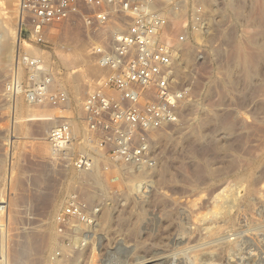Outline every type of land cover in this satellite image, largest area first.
I'll return each instance as SVG.
<instances>
[{
	"label": "rangeland",
	"instance_id": "1",
	"mask_svg": "<svg viewBox=\"0 0 264 264\" xmlns=\"http://www.w3.org/2000/svg\"><path fill=\"white\" fill-rule=\"evenodd\" d=\"M211 1L218 10L220 9L223 11V18L218 17V14L212 15V13H208L211 25V32L209 33L211 43H197L193 38V42H189L179 48L182 52H187L193 60L186 68L183 66L184 69L181 72L182 74H180L182 77L179 75V79L188 83V87L191 91L190 101L197 100L207 108L213 107L212 109L216 110L219 115L226 116L224 117V122L226 125H232L230 130L234 133H232V131L230 132V130L227 134L224 130L217 131L214 128L207 129L206 133H215L214 135L207 134L208 137L212 135L213 145L215 139L217 144L219 143L218 145L222 146L223 149L227 147V150L220 149L217 147L216 143L214 146L217 147V151H214L212 148L214 146L211 145V147L201 145L200 148V145L194 144L192 138V132L196 130L197 127L195 122L197 124V121L200 119V113L195 112L189 105H185L181 113L183 114L181 115L183 118L180 117L183 121L181 120L179 124L155 135L157 136L154 140L156 141L155 145H157L155 146L158 152L157 158H160L161 161L159 164H161L160 166H163L165 170L167 169L169 171L166 170V173H164L165 175L163 174L161 179L156 173L148 178H144V181L141 179V187L142 189L144 187V189H141V191L136 189L138 190L137 192H139V196L136 191L128 189L129 185L123 175L121 176L117 173H113L117 170V166L122 165H112L109 160L104 157L101 159L93 155L99 160L98 175H100L101 180V187L99 186L97 189L95 188V190H93L94 188L89 186V181L77 179L78 172L73 170L69 165L64 163H53V155L39 154L37 146L40 145L41 142H45L44 139H46L48 132L59 124V120L57 122L58 124L56 123L47 130L46 134L44 133L42 135L39 131L41 123L38 115L43 111L57 114V110L47 104L32 105L25 99L24 91L30 87V81L27 78V71L17 64V57L22 54L42 56L46 67L54 76L52 89H61L67 92L69 101L72 100L70 94L71 86L80 83L86 78L85 76L90 79L91 82L84 90L80 107H73L71 104L69 109H67L71 118H73V120L69 121L74 123L77 130L79 126L83 130L85 128L84 123H82L83 120L76 122V120H74V114H76V112L73 110L75 109L77 111L82 108L86 95L91 91L95 80L102 73V70L97 67L91 55L90 44L94 37L84 29L81 23L75 25L67 23L48 27L42 44L36 45L29 43L25 41L23 35L21 38L19 37L20 41L17 43L15 35L18 31L16 12L18 0H0V264H23L22 261L14 259L15 251L22 246L28 234L40 229V227L42 228L44 224L50 226L51 233H53L52 248H48L44 251L40 259L32 256L31 264H54L56 261L51 262L50 256L59 246V235L56 231L55 217L67 205L68 198L73 195H78L87 203L92 212L97 210L94 214L95 223L93 225L95 226L97 224V226L90 230L92 234L86 241L87 247L81 248L82 251L70 255L68 258L66 257L67 259H65L62 264H91V261L92 264H106V260L114 255L118 244L122 243V241L126 243V246H131L134 251L133 253L126 252L127 254H125L124 252L122 255H119L117 264H136L140 260L143 261V258L146 259V261L157 260L155 263L153 262L151 264H178L179 261H181L182 264H188L190 263L188 257H191L194 253L196 254V252L201 255L199 256V260L202 264L209 262H213L214 264H264V200L260 201L258 210L254 212H235L234 223L233 225H227V229H225L226 225L221 222H216L214 223L215 225L212 223L211 226H207V224L209 225L210 223L204 220L210 216V211L212 213L216 211L210 203L206 204V198L209 199L213 194L216 195L221 187H229V185L231 186L233 184V186H235L236 184V181H234L235 176L231 175L234 174L231 173L234 172V169L232 170L231 158L246 157L248 152L256 146L255 142L258 136L263 134L262 132H258V129L257 133L256 131L254 133L256 128L251 130L252 127L246 128L250 131L247 132V134L246 129H241V127L238 129L240 125L239 122L244 117L243 113H245V117L249 119L250 114H252V103L257 100L253 95L258 91V65L256 64L258 62L257 48L254 49L256 50L254 51L256 52L254 53V57L257 59H255L256 67L254 73L256 74L253 80L251 83H246L249 84V86H246V84L241 81V72L240 84L238 83V86H240L236 88V92L247 96L245 100L238 96L233 99L227 98L222 102L217 96L214 99V95V97L208 98L209 102H207V99L198 96L197 90L206 87L205 83L208 82V77V80L213 79L216 76L215 73L218 72L216 66L219 63L221 64V61H224V57L215 60L212 58L211 50L213 48H228V37L242 41V33L246 30L253 31L256 42H258V37L256 36L264 31H262V29H264V24L259 21L260 19H258V24L255 23V25H253L254 27L245 28L238 24L226 9L227 0ZM258 3V6H260L263 0H259ZM256 8L254 12H256ZM254 30L259 31V33L256 31V35ZM220 64L218 66H220ZM12 79H18L21 85V93L18 94L17 97L14 95L8 97L6 95V88ZM201 86H203V88ZM237 111L239 113L241 112L243 117L241 114L236 116ZM81 113L83 115L82 109ZM39 135L42 136L39 137ZM249 135L251 137H248ZM234 136H236L235 139L238 138V140H234ZM42 137H44V139L39 140L42 139ZM82 137L83 134L81 136L79 135L76 139L74 138L72 150L75 153H91V149L93 148L90 144L84 148ZM254 138L256 140H254ZM207 139L208 138H206L205 142L210 141ZM246 140L250 143L249 146ZM234 142L237 145H233ZM243 142L246 145L244 149L242 148L244 146ZM221 143H223L225 147H223ZM228 143L229 145L232 144L229 149ZM238 143L241 145L239 146ZM233 146L236 148H233ZM216 147L214 148L216 149ZM194 149H196V151ZM234 149H237V153L239 150L240 152L243 150L242 153L244 152L243 154L245 155L246 153V155L243 156L242 153H239V155H242V157H239ZM246 149H248V151ZM191 152L194 155L191 154ZM233 158L232 160H234ZM206 160L209 161L207 162ZM205 164L213 169L214 175H217H207L204 172V169H206ZM197 170L202 173H199ZM227 170L231 174L227 173L224 177V173L227 172ZM179 171H183L182 173L184 175H181L182 173ZM169 172H171V174H169ZM184 172L188 175L187 177H185L186 175ZM101 175L105 176L107 179ZM170 175L175 177L170 178L172 177ZM120 177L122 179H119ZM233 181L235 183H233ZM84 184H86L87 187ZM87 188V191H89V189L93 191L91 193L89 191L88 193L86 192ZM214 191L217 192L214 193ZM87 193L89 195H86ZM92 193L93 195H91ZM89 196H91V198ZM201 197L205 199H201ZM198 199L201 200L202 204H200V206L197 204V209L194 202H198ZM184 205L185 208H183ZM187 209L188 212L190 211V215L186 213ZM104 214L107 215V217L104 218ZM251 216H253V218H251ZM254 217L255 219L257 218V220H255ZM255 223L258 224V226ZM218 224H222L220 226H225V228H223L224 231L222 230V232L218 234V238L216 236L217 234L212 235L213 238H211V235L204 233L207 227L216 226ZM80 226L81 228L84 227L82 225ZM231 226H233V228ZM247 226H249V228ZM253 226H255L256 230ZM202 228H204L203 231H201ZM133 231H135L134 236L132 235ZM224 232L227 235L230 234V237L228 236L229 239L227 238L228 241L231 240L230 243H226V235ZM245 233L249 236L247 237ZM182 236L184 237L182 238ZM81 239L82 237L78 236L73 241H76L78 244ZM206 243L208 247L213 246L214 250L220 248L221 250L217 252L219 256L216 255L213 259L211 256L206 255V252L208 253V251H211L210 247L206 252H203L204 250L201 251L203 253L198 251V247H200V245L202 247ZM205 246L206 245H204V247ZM192 249H194V252ZM75 255H77L76 258ZM184 259L185 261H183ZM66 260L68 262H66Z\"/></svg>",
	"mask_w": 264,
	"mask_h": 264
},
{
	"label": "built area",
	"instance_id": "2",
	"mask_svg": "<svg viewBox=\"0 0 264 264\" xmlns=\"http://www.w3.org/2000/svg\"><path fill=\"white\" fill-rule=\"evenodd\" d=\"M184 4L188 10L178 21L166 15L167 8L177 11ZM16 12L19 36L29 43L42 44L48 27L67 23H81L94 37L91 55L102 73L82 104L93 153L72 150L75 139L65 116L68 97L63 90L52 89L54 76L43 57H17L30 81L25 99L57 110L59 124L45 139L53 163L90 172L98 152L112 164L154 168L155 135L176 125L191 99L188 83L175 75L174 61L179 48L193 42V34L209 29L199 0H18ZM110 25L115 30H109ZM6 91L8 97H17L18 79H12ZM95 212L78 195L68 198L55 217L59 246L51 253V262L62 257V249L72 255L87 247ZM78 236L82 239L77 244L73 240Z\"/></svg>",
	"mask_w": 264,
	"mask_h": 264
},
{
	"label": "bare ground",
	"instance_id": "3",
	"mask_svg": "<svg viewBox=\"0 0 264 264\" xmlns=\"http://www.w3.org/2000/svg\"><path fill=\"white\" fill-rule=\"evenodd\" d=\"M259 0H227L226 2V9L230 12V14L232 15V17L235 19V21L240 24L241 26H244L245 28H248V27H252L253 25H255V23H259L258 22V19H260L259 21H261L263 24H264V0H263V3L261 4L260 3V6L259 3H258ZM200 4L202 6L205 7V10L207 12V20H208V23H209V29L207 32H205V34H201V33H195L193 34V38H194V41L197 42V43H204V44H207V42H210V39H209V33L211 32V25H210V19H209V14L212 13V15L214 14H218V17H222L224 14H223V11L222 10H218L215 6H214V3H212L211 0H199ZM257 7V8H256ZM255 8L257 9L256 12H254ZM167 12H166V15H171L173 16V20L172 21H178L186 12H187V4H184L179 10L175 11L173 9H169L167 8L166 9ZM210 10V11H209ZM172 12V14H171ZM209 13V14H208ZM223 18V17H222ZM174 22V23H175ZM261 23V24H262ZM256 24V25H257ZM260 24V25H261ZM259 26V25H257ZM263 26V25H262ZM110 29L109 30H115V26L114 25H110L109 26ZM254 27V26H253ZM261 28V26H260ZM264 28V26H263ZM259 29V28H257ZM262 29V28H261ZM264 29H262L263 31ZM255 31V30H254ZM257 31V30H256ZM255 31V33H256ZM259 33V31H257ZM261 32V31H260ZM243 35V40L240 41V40H236L234 38H229V41L227 42V45H228V48L226 49H221V47H218V48H213L211 50V55H212V58L215 60L217 58H221V57H224V61H221V64L220 66H216L217 67V70L218 72L215 73V77L211 80H208L207 79V83L206 84V87L203 88V86H201L203 89H199L197 90L198 91V96L201 97V98H204V99H207V102L208 101V98H212L214 97V99L217 98L223 102V100L229 98V99H233L235 97H238L240 96L243 100H245V98H247L246 95H242L238 92H236V88L239 87L238 86V83H239V80L240 79V73L242 72V82H244L245 84L246 83H251V81L253 80V77L256 73L255 72V59H257L255 56L254 49L257 48L258 50V62L256 63L258 65V91L255 92L253 95L255 96V98L257 99L256 101L253 102L252 100V114H250L249 116V119L245 117V113H243V115L241 114V112L239 113L238 111L236 112V116H239L240 114L242 115L243 119L239 122L240 125L238 126V129L241 127V129H246L248 127H252L251 130H253L254 128H256V130H254V133L256 131L257 133V129H258V132H262L263 134H261L260 136H258L257 140L254 138V140H256L255 144L256 146L251 149L249 152H248V155H246V157H243V158H233L234 160H232L231 158V162H232V170L234 172H231V173H234V174H231L228 172H225L224 173V177L225 175H227V173L231 174V175H234L235 176V180L236 181V184L235 186L233 185H229V187H221V189H219L218 193H216L214 191V193H216V195H212L211 198L207 199L206 198V204L207 203H210L212 206H213V209L216 210V211H213V213L210 211V216L204 220H206L207 222H209L210 224L207 226H211L212 223H216V222H221L223 223L224 225H226V228L225 226H220L222 224H218L216 226H212V227H207L204 231L205 234L207 235H211V238L212 235H216L217 238H218V234L222 232V230L224 231L223 228L227 229V225H233L234 223V213L235 212H240V211H246V212H254L256 210H258V204H260V201L261 200H264V31L259 33L257 35L256 33V37H258V42H256V38H255V35H254V32L252 31H244L242 33ZM230 36V34H229ZM16 42L19 43L20 41V36H19V25H18V31L16 32ZM231 37V36H230ZM263 37V38H262ZM227 38V36H226ZM227 39V40H228ZM211 43V42H210ZM187 44V43H186ZM184 44V45H186ZM209 44V43H208ZM201 46V45H199ZM180 50L179 52H177L176 56H175V61H174V64H175V75L176 77L178 78L180 74H182V70L184 68H186L187 66H189L191 63H192V57L188 55L187 52H182ZM78 58V57H77ZM87 63V62H86ZM184 66V68H183ZM98 67V66H97ZM89 70V69H88ZM91 70V68H90ZM241 70V71H240ZM191 72V71H190ZM194 72V71H193ZM197 72V71H196ZM257 72V71H256ZM184 75V74H183ZM181 76V75H180ZM187 76V75H186ZM189 76V75H188ZM195 76V75H194ZM86 78H84L80 83H76L74 85L71 86L70 88V94L72 96V100L69 101V98H68V101H67V109H69V106H72L73 107H80L81 105V101H82V96H83V93H84V90L88 87V84H90V79L87 78V76H85ZM182 77V76H181ZM185 78V77H184ZM195 79V78H194ZM255 81V80H254ZM253 83V82H252ZM53 84V83H52ZM240 84V83H239ZM249 86V84H246V86ZM253 85V84H252ZM246 88V87H245ZM239 91V90H238ZM65 92V91H64ZM66 94H68L67 92H65ZM250 94V93H249ZM253 96V97H254ZM68 97V95H67ZM239 97V98H240ZM236 100V99H235ZM241 100V99H240ZM242 101V100H241ZM243 102V101H242ZM186 106H190L195 112H198L200 113V119L197 121V124L195 122V125H197L196 127V130H192V138H193V141H194V144L196 145H200V148H201V145L203 146H214L215 143L217 144L216 140L214 139V145H213V137L212 134L211 136H207L208 132L206 133V130L207 129H210V128H214L216 129L217 131L218 130H224L227 134L229 133L228 131L230 130V127H232V125H226L225 122H224V115H219L218 112L214 109H212L213 107H206V106H203L201 103H199V101L197 100H193V101H189L185 104ZM185 105L183 106V109L185 107ZM244 105V104H243ZM238 107V106H237ZM240 108V107H238ZM81 109L83 110V106L82 108H80L79 110H73L74 112H76L75 115V119L76 122H80L83 120V115L81 113ZM191 109V110H192ZM220 109V108H219ZM222 109V108H221ZM233 109V108H232ZM228 110V109H227ZM226 110V111H227ZM249 110V109H248ZM183 111V110H182ZM247 111V110H246ZM244 112V111H243ZM182 113V112H181ZM234 113V112H233ZM249 113V112H248ZM57 114H52V112H46V111H43L41 112L38 116L40 117V125L41 127H39V131H40V134H46L47 133V130H49L51 127H53L59 120V118L56 116ZM183 115V114H181ZM227 115V114H226ZM235 115V114H234ZM248 115V114H247ZM246 115V116H247ZM65 116L67 117L68 120H73V118H71L70 116V113L68 111L65 112ZM248 117V116H247ZM181 118H183L181 116ZM228 118V117H227ZM235 119V118H234ZM182 119L179 120V122L177 124H179L181 122ZM195 120V119H194ZM239 120V119H238ZM183 121V120H182ZM185 122V121H184ZM227 122V121H226ZM83 123V122H82ZM58 124V123H57ZM69 124H70V127H71V132H72V135H73V138H78V136L82 135L83 134V137H82V143L84 144V148L87 147L90 143V140H89V134L86 130V128H84L82 130V128L79 126L78 130H77V127L74 125L73 122L69 121ZM176 124V125H177ZM175 126V125H174ZM170 128V127H169ZM181 129V128H180ZM232 129V128H231ZM234 129V128H233ZM166 130V129H165ZM213 130V129H212ZM247 130V129H246ZM211 131V130H210ZM214 131V130H213ZM212 131V132H213ZM232 130H230L231 132ZM164 132V131H163ZM216 132V131H215ZM243 132V131H242ZM247 132H250V131H246V134ZM162 133V132H161ZM191 133V132H189ZM220 133V132H219ZM232 133H234L232 131ZM238 133V132H237ZM241 133V132H239ZM244 133V132H243ZM208 134V135H210ZM217 134V133H216ZM225 134V133H224ZM231 134V133H230ZM236 134V133H235ZM251 134V133H250ZM260 134V133H259ZM259 134H255V135H259ZM42 135H39L42 136ZM158 135V134H156ZM241 135V134H240ZM232 136V135H231ZM239 136V135H238ZM242 136V135H241ZM244 136V135H243ZM45 137V135H44ZM44 137H42V139H39V140H43ZM157 137V136H155ZM155 137H154V140H155ZM236 136H234V140H238V138L235 139ZM247 137V136H246ZM248 137H251L250 135ZM255 137V136H254ZM206 138H208L207 140H210L209 142H205L206 141ZM228 138V137H227ZM245 138V137H244ZM190 139V138H189ZM241 139V138H240ZM243 139V138H242ZM246 139V138H245ZM248 139V138H247ZM253 139V138H252ZM45 140V139H44ZM182 140V138H181ZM251 140V139H249ZM189 141V140H188ZM220 141V140H218ZM240 141V140H239ZM244 141V140H243ZM156 142V141H155ZM184 142V141H183ZM190 142V141H189ZM226 142V141H225ZM224 142V143H225ZM237 142V141H236ZM246 142L248 143V146H249V142L248 140H246ZM40 143V142H39ZM42 143H45V144H42ZM187 143V141H186ZM241 143V142H240ZM244 143V142H243ZM156 144V143H155ZM154 144V148H156ZM219 144V143H218ZM217 144V147H219L220 149H223L222 146L218 145ZM223 143H221L222 145ZM236 143L234 142L233 145H235ZM239 144V143H238ZM45 145V146H44ZM47 145V146H46ZM229 145V143H228ZM237 145V144H236ZM241 144H239L240 146ZM252 145V144H251ZM254 145V143H253ZM252 145V147H253ZM90 146L92 147V145L90 144ZM177 146V145H176ZM186 146V145H185ZM206 146V147H207ZM210 146V147H211ZM230 146H232V144L229 145L228 149L230 148ZM245 143H244V146L242 147L244 149L245 147ZM247 146V147H248ZM183 147V146H182ZM216 147V146H214ZM213 148L214 151H217V147L216 149ZM223 147H225V145L223 144ZM93 148V147H92ZM204 148V147H203ZM232 148V147H231ZM233 148H236L233 146ZM238 148V146H237ZM241 148V147H240ZM251 148V147H250ZM208 149V148H207ZM227 150V147L224 148L223 150ZM239 149V148H238ZM37 150L39 152L40 155H52V152H51V149L50 147L48 146L47 142H41L40 145L37 146ZM93 150V149H91ZM174 150V149H173ZM184 150V149H183ZM196 151V149H194ZM199 150V148H198ZM197 150V152H198ZM222 150V151H223ZM231 150V149H230ZM235 150V149H234ZM233 150V151H234ZM237 150V149H236ZM235 150V151H236ZM248 151V149H246ZM192 151V150H191ZM200 151V150H199ZM213 151V152H214ZM243 151V150H242ZM242 151L237 153V151L235 153H237L239 155V153L241 154ZM196 152V153H197ZM212 152V153H213ZM246 152V151H245ZM207 153V152H206ZM232 153V152H231ZM244 153V152H243ZM242 153V154H243ZM191 154H193L191 152ZM224 154V153H223ZM94 155L100 157L101 159H103L102 157L103 154L101 153H98V152H95ZM189 155V154H188ZM194 155V154H193ZM192 155V156H193ZM196 155V154H195ZM203 155V154H202ZM243 154V156H245ZM234 156V155H233ZM242 157V155H239V157ZM53 157V156H52ZM187 157V156H186ZM235 157V156H234ZM54 158V157H53ZM192 158V157H191ZM196 158V156H195ZM207 159V158H206ZM230 159V157H229ZM205 160V159H204ZM98 158L93 156V168L91 169L90 172H80L78 173V178L77 179H84V180H87L90 182L89 186H92V188H94L93 190H95V188L97 189V187H101V183H100V175H98L99 173V162H98ZM207 161V160H206ZM209 161V160H208ZM207 161V162H208ZM227 161H230V160H227ZM110 162V161H109ZM196 162V161H195ZM229 162V163H231ZM111 163V162H110ZM160 161V158L156 160V165L154 168L152 169H145V168H136V167H133V166H129V165H122V166H117V170L113 173H117L118 175H123L127 180V183H128V189L130 190H134V191H141L142 189V185L140 183V180L143 179L144 181V178H148L150 177L151 175L153 174H157L159 175L158 177L161 179L163 177V174L166 173V170L164 169V167L160 166L161 164ZM184 163V162H183ZM112 164V163H111ZM164 164V163H163ZM182 164V163H181ZM207 164V163H206ZM205 164V167L206 169H204V172L207 174V175H210V176H215L217 174L214 175V171L213 169L210 167V166H207ZM112 165H117V164H112ZM198 165V164H197ZM210 165V164H209ZM228 165V164H226ZM166 166V165H165ZM182 166V165H181ZM212 166V164H211ZM167 167V166H166ZM180 167V166H179ZM178 167V168H179ZM226 167V166H225ZM204 168V167H203ZM224 168V167H223ZM230 168V167H228ZM201 169H202V166H201ZM219 169V168H218ZM227 169V168H226ZM220 170V169H219ZM231 170V171H232ZM169 171V170H167ZM176 171V170H175ZM198 171V170H197ZM216 171V170H215ZM180 172V171H179ZM183 171H181L180 173H182ZM188 172V171H187ZM195 172V171H194ZM199 172V171H198ZM196 172V173H198ZM201 172V171H200ZM199 172V173H200ZM218 172V171H217ZM215 172V173H217ZM185 173V172H184ZM202 173V172H201ZM204 173V174H205ZM222 173V172H220ZM116 174V175H117ZM169 174H171V172H169ZM205 174V175H206ZM219 174V173H218ZM263 174V176H262ZM42 175V174H41ZM46 175V174H45ZM165 175V174H164ZM168 175V174H167ZM173 175V174H172ZM170 175V176H172ZM181 175H184L183 173ZM180 175V177H181ZM186 175V173H185ZM230 175V176H231ZM80 176V177H79ZM103 176V175H101ZM188 175H186L185 177H187ZM197 176V175H196ZM204 176V175H203ZM209 176V177H210ZM221 176V175H220ZM223 176V175H222ZM105 177V176H103ZM165 177V176H164ZM175 177V176H174ZM173 176L170 177V178H174ZM207 177V176H205ZM217 177V176H216ZM106 178V177H105ZM169 178V177H168ZM211 178V177H210ZM107 179V178H106ZM119 179H122L121 177ZM164 179V178H163ZM162 179V180H163ZM200 179V178H199ZM217 179V178H216ZM234 179V178H233ZM105 180V179H104ZM149 180V179H148ZM152 180V179H151ZM185 180V179H184ZM196 180V179H195ZM201 180V179H200ZM206 180V179H205ZM165 181V180H164ZM189 181V180H188ZM229 181V180H228ZM233 181V183H235ZM86 182V181H84ZM142 182V180H141ZM156 182V181H155ZM199 182V181H198ZM223 182V181H222ZM225 182V181H224ZM201 183V182H200ZM206 183V182H205ZM212 183V182H211ZM107 184V183H106ZM105 184V186H106ZM151 184V183H150ZM196 184V183H195ZM220 184V183H219ZM86 186V184H84ZM83 185V186H84ZM222 185V184H221ZM199 186V185H198ZM82 187V186H81ZM87 187V186H86ZM184 188V187H183ZM105 189V188H104ZM138 189V190H136ZM144 189V187H143ZM142 189V190H143ZM216 189V188H215ZM88 188L86 189V192L89 193V191H87ZM92 190V191H93ZM191 190V189H190ZM90 191V193L92 192ZM99 191V190H98ZM97 191V192H98ZM85 192V191H84ZM95 192V191H94ZM135 192V193H136ZM86 194V195H89V194ZM138 195H139V192H137ZM141 193H144V192H141ZM156 193V192H155ZM93 195V193L91 194ZM96 195V194H95ZM100 195V194H99ZM140 196V195H139ZM91 198V196H89ZM88 197V198H89ZM94 197V196H92ZM100 197V196H99ZM142 197V196H141ZM151 197V196H150ZM156 197V196H155ZM193 197V196H192ZM96 198V197H95ZM94 198V200H95ZM190 198V197H189ZM198 198V197H197ZM203 197H201L202 199ZM101 199V198H100ZM130 199V198H129ZM128 199V200H129ZM148 199V198H147ZM191 199V198H190ZM205 199V198H203ZM131 200V199H130ZM199 200V199H198ZM134 201V200H133ZM205 201V200H204ZM140 202V201H139ZM146 202V201H145ZM188 202V201H186ZM148 203V202H147ZM146 203V204H147ZM161 203V202H159ZM205 203V202H204ZM185 204V203H184ZM190 204V203H189ZM192 204V203H191ZM197 204H202L201 203V200H199L198 202H194V205L196 206V208L198 207ZM262 204H263V201H262ZM193 205V207L195 208V206ZM210 205V207H211ZM188 206V205H186ZM53 207V206H52ZM141 207V206H140ZM189 207V206H188ZM264 207V206H263ZM262 207V208H263ZM185 208V205L184 207ZM192 208V207H191ZM201 208V207H200ZM212 208V207H211ZM193 209V208H192ZM198 209V208H197ZM212 210V209H211ZM132 211V210H131ZM183 211V210H182ZM184 212H185V209H184ZM190 212V211H189ZM188 212V209H187V212L189 215L190 213ZM208 213V212H207ZM259 213V212H258ZM207 214V215H209ZM252 214V213H251ZM257 214V212H256ZM192 215V214H191ZM198 215V214H197ZM205 215V216H207ZM250 215V214H249ZM255 215V214H254ZM102 216V215H101ZM184 216V215H183ZM201 216V215H200ZM243 216V215H242ZM107 217V215L104 214V218ZM185 217V216H184ZM256 217V216H255ZM254 217V219H255ZM242 218V217H241ZM244 218V217H243ZM251 218H253V216H251ZM198 219V218H197ZM201 220V219H200ZM252 220V219H251ZM250 220V221H251ZM257 220V218L255 219ZM202 221V220H201ZM253 221V220H252ZM186 222V221H185ZM202 223V222H201ZM205 223V221H204ZM242 223V222H241ZM258 223V221H257ZM245 224V223H244ZM256 224V223H255ZM215 225V224H214ZM258 226V224H256ZM255 225V226H256ZM79 226V229H81V226ZM97 226V224L94 226V228ZM191 226V225H189ZM204 226V225H203ZM246 226V225H245ZM255 226H253L255 228ZM200 227V226H199ZM198 227V229H199ZM233 228V226H231ZM239 227V226H238ZM249 228V226H247ZM252 227V225H251ZM197 228V227H196ZM258 228V227H257ZM263 228V227H262ZM50 226H48L47 224H44L42 226V228L40 227V229L38 230H35L33 231L32 233L28 234L26 237H25V241L24 243L22 244V246L20 248H18L15 253H14V259L16 260H19V261H22L23 264H31V261H32V256H35L36 258H39L41 257V255L44 253V251H46L48 248H52V243H53V240H52V234L51 233V230H50ZM181 229V228H180ZM179 229V230H180ZM196 230V229H195ZM201 230V229H200ZM204 228H202L201 231H203ZM238 230V229H237ZM252 230V229H251ZM256 230V228H255ZM262 230V229H261ZM184 231V230H183ZM199 231V230H198ZM197 231V232H198ZM226 232V230H225ZM224 232V233H225ZM199 233V232H198ZM239 233V232H238ZM237 233V234H238ZM248 233V231H247ZM247 233H245L247 235ZM185 234V233H184ZM236 234V233H235ZM234 234V235H235ZM132 235L134 236L135 235V231H133ZM225 240L226 243H230L231 240L228 241L229 237H230V234L227 235L225 233ZM232 235V233H231ZM242 235V234H241ZM229 236V237H228ZM233 236V235H232ZM249 235H247L248 237ZM184 236H182L183 238ZM210 237V236H209ZM222 237V236H221ZM239 237V236H238ZM181 238V239H182ZM216 238V239H217ZM220 238V237H219ZM228 238V239H227ZM91 239V238H90ZM89 239V240H90ZM192 239V238H191ZM178 241V240H177ZM181 241V240H180ZM180 241H179V245H180ZM206 241V240H205ZM218 241V240H217ZM198 242V241H197ZM220 242V241H219ZM218 242V243H219ZM215 243V242H214ZM213 243V244H214ZM224 243V242H223ZM237 243V241H236ZM204 245H206L204 247ZM202 247L200 245L199 250L198 251H203V252H206L208 249L211 248V251H208V253L206 252V255L208 256H211L212 258L215 257L216 255H218V250H221L220 248H216L217 250H214L213 246H207V243L204 244ZM209 245V243H208ZM221 246V245H220ZM136 247V246H135ZM134 247V248H135ZM207 247V248H206ZM189 248V247H188ZM201 248V249H200ZM136 249V248H135ZM185 249V248H184ZM195 249V248H194ZM194 249L193 252H194ZM197 250V248H196ZM195 250V252H196ZM228 250V249H227ZM226 250V251H227ZM264 250V249H263ZM63 251V255L61 258H58L56 260V262L54 264H62L63 261L65 259H67L68 257H70V254L67 255L66 252L62 249ZM134 249L130 246H126V243L122 241V243H119L118 244V247L116 248V251L114 252V255L110 256L109 259L106 260V264H117V261H118V256L119 255H122L124 252L125 254H127L126 252H132L133 253ZM192 252V251H190ZM201 252V253H203ZM186 254V252H185ZM193 254V253H192ZM67 255V256H66ZM205 255V254H204ZM74 256V255H73ZM77 255H75V258H76ZM199 256H201L200 254H196L194 253V255H192L191 257H188L189 258V261L191 264H200V260H199ZM219 256V255H218ZM254 256V255H253ZM67 257V258H66ZM72 257V256H71ZM74 258V257H73ZM211 258V259H212ZM257 258V257H256ZM71 259V258H69ZM68 259V260H69ZM160 259V258H159ZM187 259V258H186ZM214 259V258H213ZM219 259V258H218ZM188 260V259H187ZM209 260V259H208ZM253 260V259H252ZM77 261V260H76ZM146 259L143 258V261H138L136 264H151V263H155L157 260H152V261H146ZM160 261V260H159ZM185 261V259L183 260ZM200 261V262H198ZM238 261V260H237ZM66 262H68L66 260ZM205 262V261H204ZM244 262V261H243ZM70 263V262H69ZM175 263V262H174ZM188 263V264H190ZM52 264V263H51ZM91 264H92V261H91ZM160 264V263H159ZM178 264H182L181 261L178 262ZM202 264V262H201ZM205 264H214L213 262H209V263H205Z\"/></svg>",
	"mask_w": 264,
	"mask_h": 264
}]
</instances>
